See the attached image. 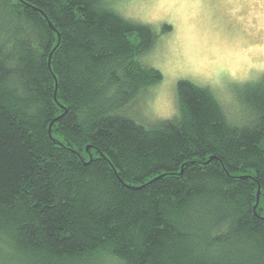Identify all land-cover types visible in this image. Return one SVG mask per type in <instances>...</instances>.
<instances>
[{
    "label": "trees",
    "instance_id": "trees-1",
    "mask_svg": "<svg viewBox=\"0 0 264 264\" xmlns=\"http://www.w3.org/2000/svg\"><path fill=\"white\" fill-rule=\"evenodd\" d=\"M111 2L0 0V264H264V76L144 125L158 34Z\"/></svg>",
    "mask_w": 264,
    "mask_h": 264
},
{
    "label": "rangeland",
    "instance_id": "rangeland-1",
    "mask_svg": "<svg viewBox=\"0 0 264 264\" xmlns=\"http://www.w3.org/2000/svg\"><path fill=\"white\" fill-rule=\"evenodd\" d=\"M111 1L122 16L158 34L141 64L158 69L163 80L127 105L126 115L144 125L174 117L177 84L188 80L210 88L235 123L248 120L240 101L264 76V0ZM166 25L171 30L163 31Z\"/></svg>",
    "mask_w": 264,
    "mask_h": 264
},
{
    "label": "water",
    "instance_id": "water-1",
    "mask_svg": "<svg viewBox=\"0 0 264 264\" xmlns=\"http://www.w3.org/2000/svg\"><path fill=\"white\" fill-rule=\"evenodd\" d=\"M51 59H52V54H51V57H50V62H51ZM259 201H260V192H258L257 204H256V206H255V208H254L255 212H256V210H257V207H258Z\"/></svg>",
    "mask_w": 264,
    "mask_h": 264
},
{
    "label": "bare ground",
    "instance_id": "bare-ground-1",
    "mask_svg": "<svg viewBox=\"0 0 264 264\" xmlns=\"http://www.w3.org/2000/svg\"><path fill=\"white\" fill-rule=\"evenodd\" d=\"M256 205V204H255Z\"/></svg>",
    "mask_w": 264,
    "mask_h": 264
}]
</instances>
